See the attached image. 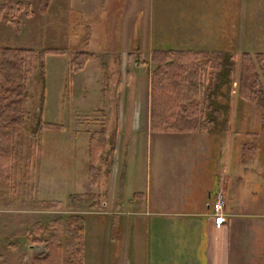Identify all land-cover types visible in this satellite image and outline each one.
Here are the masks:
<instances>
[{
    "label": "rangeland",
    "instance_id": "374dc122",
    "mask_svg": "<svg viewBox=\"0 0 264 264\" xmlns=\"http://www.w3.org/2000/svg\"><path fill=\"white\" fill-rule=\"evenodd\" d=\"M17 1L24 9L12 22L0 23V47L45 52V65L28 80L25 123L14 142L7 137L13 151L10 165L3 171L0 165V264H32L54 234L66 244V222L72 216H82L87 225L85 264H154L142 229H133L128 237L122 226L147 218L136 214L143 212L138 204L148 180L160 191L170 189L168 182L179 179L196 157L188 149L199 147L188 142L196 131L150 129V74L157 66L153 52L199 47L211 66L220 54L235 55L232 105L233 96L238 99L242 54L250 53L257 62L256 55L264 53V0ZM239 14H246L245 35ZM83 48L94 56L74 73L70 62ZM259 72L260 101L236 104L235 99L233 106L237 110L240 104L239 122L249 125L248 140L259 138L262 157L264 71ZM209 73L199 100L203 116L217 82V71L210 68ZM222 92L227 93L226 87ZM219 101L226 102L221 96ZM40 119L54 128L38 129ZM222 127L210 133H222ZM96 133L105 146L94 182L89 148ZM254 150L247 147L245 154ZM260 160L264 170V158ZM219 193L230 216L226 195ZM72 264H80L78 253Z\"/></svg>",
    "mask_w": 264,
    "mask_h": 264
},
{
    "label": "crops",
    "instance_id": "0c3cea01",
    "mask_svg": "<svg viewBox=\"0 0 264 264\" xmlns=\"http://www.w3.org/2000/svg\"><path fill=\"white\" fill-rule=\"evenodd\" d=\"M213 18L214 15L210 26L215 34ZM239 18L245 35L246 14H239ZM164 26L172 32L175 30L174 26ZM210 48L215 49V44ZM175 49L204 50L199 47ZM235 99L233 96V102ZM233 102L230 123L222 133H210L220 131L219 126L208 128L207 133L202 130L189 136L192 139L188 142L198 143L195 146L199 149H188L195 152L196 157L179 179L172 178L168 182L170 189L160 191L148 180L138 204L143 212L136 214L138 217L145 214L147 218L122 226L129 231L128 237L133 229H142L154 264H264V170L257 163L264 156L260 155L259 138L247 139L249 125L239 122L238 108L236 110ZM252 145L255 150L247 156L246 148ZM247 165L253 167L249 169ZM249 170L251 172L247 173ZM221 190L226 195L230 214L223 223L212 215L216 195ZM84 240L86 244V238ZM121 242L126 244L124 240ZM130 243L128 240V247Z\"/></svg>",
    "mask_w": 264,
    "mask_h": 264
},
{
    "label": "trees",
    "instance_id": "16d2710c",
    "mask_svg": "<svg viewBox=\"0 0 264 264\" xmlns=\"http://www.w3.org/2000/svg\"><path fill=\"white\" fill-rule=\"evenodd\" d=\"M28 4L30 6L29 2ZM23 9L22 1L8 0L1 4L0 23L3 20L12 22ZM93 56V53L83 48L73 56L70 70L74 73L80 71ZM204 56L205 53L199 50L158 49L153 52V61L157 66L150 74L149 124L152 131L186 133L228 126L232 113L231 95L237 59L233 54H220L215 60V65L211 66L210 60H206ZM256 56L259 65L250 53L245 52L241 56L237 89L240 104L241 101L255 103L262 97L263 85L259 68L264 71V53H258ZM44 65L45 52L39 53L28 48L0 47L1 171L10 165L9 161L13 158L7 137L9 141L14 142L25 123L28 80L35 69H43ZM210 68L217 71V82L213 92L208 95L207 113L203 116L199 100L203 84L209 78ZM224 87L227 93L222 92ZM220 96L224 97L226 102H220ZM220 115L223 117L221 122ZM53 126L54 124L40 119L37 127L43 129L54 128ZM100 135L93 134L90 139V171L94 182L97 179L94 167L105 146V141ZM112 151L114 152L113 149ZM66 225L69 235L66 244L62 243L59 234L52 235L46 240V252L36 256L32 264H72V257L77 253L80 264H84L85 219L82 216H72L67 219ZM113 232L112 230V234Z\"/></svg>",
    "mask_w": 264,
    "mask_h": 264
},
{
    "label": "built area",
    "instance_id": "2783aa9c",
    "mask_svg": "<svg viewBox=\"0 0 264 264\" xmlns=\"http://www.w3.org/2000/svg\"><path fill=\"white\" fill-rule=\"evenodd\" d=\"M213 216L216 220H218L220 223H223L226 221L228 215L225 211V206L223 203V196L222 194L218 193L216 195V199L213 205Z\"/></svg>",
    "mask_w": 264,
    "mask_h": 264
}]
</instances>
